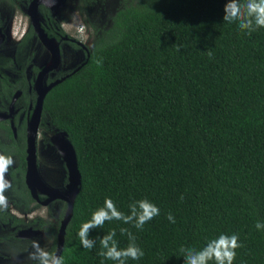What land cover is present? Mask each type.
<instances>
[{"label": "trees", "instance_id": "trees-1", "mask_svg": "<svg viewBox=\"0 0 264 264\" xmlns=\"http://www.w3.org/2000/svg\"><path fill=\"white\" fill-rule=\"evenodd\" d=\"M119 2L105 15L102 0H78L90 46L76 66L48 78L63 77L41 100L39 128L66 133L80 176L59 255L65 264H116L98 254L99 240L114 229L124 248L127 228L144 252L127 264H184L180 248L198 250L222 233L239 236L233 264H264V229L255 228L264 223V28L248 35L223 21L227 0ZM9 87L0 82V99ZM24 121L16 137L0 121V152L15 161L5 196L23 212L34 201L23 180ZM105 198L125 214L146 198L160 213L142 231L106 221L85 249L78 231ZM54 203L56 228H43L53 235L65 209ZM42 224L2 210L0 241L22 244L14 232Z\"/></svg>", "mask_w": 264, "mask_h": 264}, {"label": "flooded vegetation", "instance_id": "flooded-vegetation-1", "mask_svg": "<svg viewBox=\"0 0 264 264\" xmlns=\"http://www.w3.org/2000/svg\"><path fill=\"white\" fill-rule=\"evenodd\" d=\"M59 2L60 0H53L52 2L49 0H0V82L3 80L8 81L10 85L9 89L11 91V94L7 100L0 99V121H6L12 136L16 137V132L22 119L25 120V149L27 123L34 109L37 96L36 83L39 85L47 84L48 78L54 77V75L58 73L66 72L76 66L75 64L64 69L58 64L59 53L63 44H67L72 48H79L81 49V52L84 50V47L68 37L60 26V21L56 17L55 13L56 8L60 5ZM16 14H23L27 17L26 26L19 32H17L18 27L16 28L15 31L18 34L13 32L15 27L12 24ZM52 28L53 33L50 32ZM59 32H61V34ZM14 33H16L15 35L17 36H13ZM41 38L47 39L46 44L41 40ZM70 43H74L77 45V47L71 46ZM41 52L42 54H46V56H43ZM34 94L35 101H33ZM38 127L39 126L37 125V128ZM5 142L6 135L0 128V143ZM23 180L27 186L25 182V172L23 175ZM29 183L32 187L33 194L28 186L27 188L29 189L34 201L29 205L28 211L23 212L17 210L8 200V203L12 206V208L20 213H28L32 210L36 203L45 205L51 203L56 205V203H54L56 198L44 202L47 199L45 192L56 194L65 189L63 187L51 188L47 186L40 178L39 180L29 179ZM64 191L65 190L62 192ZM7 211L14 217L20 218L23 222H28L29 219H32L29 218L28 220L24 221L22 217L11 213L8 210V207ZM40 220L43 222L41 228L34 229L40 230L41 233L35 236L49 233L43 229L48 227V220ZM22 229L25 228L17 229L14 232V236L16 238L24 240L34 237V235L25 236V233L19 234V231ZM0 231H2L1 228ZM7 244L9 246H15L16 244L20 245L11 241L5 242V246H3L2 241H0V251L3 247H7Z\"/></svg>", "mask_w": 264, "mask_h": 264}, {"label": "clouds", "instance_id": "clouds-1", "mask_svg": "<svg viewBox=\"0 0 264 264\" xmlns=\"http://www.w3.org/2000/svg\"><path fill=\"white\" fill-rule=\"evenodd\" d=\"M223 21L228 23H238L240 30L251 35L258 28H264V0H227L224 5ZM211 56V52L208 53ZM99 63V62H98ZM11 155L0 152V211L7 209L8 199L5 192L11 188V182L6 178L8 169L14 164ZM181 199L183 197L181 196ZM159 208L148 199H140L129 205V213L117 209L111 198H105L103 206L97 208L91 218L82 223L78 231L80 243L85 249L91 250L95 247L96 241L90 238L92 229L103 227L106 221L117 220L124 224H131L137 230H143L146 223L158 216ZM171 223H175L172 213L167 215ZM257 230L264 229V223L257 221ZM120 233L126 234L128 244L121 248L115 239L116 231L110 230L99 240L101 251L100 256L116 264H127L129 259L140 260L144 256L143 250L137 245L136 237L127 228H121ZM242 247L239 243L238 234H220L216 238L210 239L206 245L200 249L180 248L181 256L184 257V264H233L236 258V249ZM32 251L28 259L35 264H65L64 257L56 252L49 251L42 247L38 240L31 242Z\"/></svg>", "mask_w": 264, "mask_h": 264}, {"label": "rangeland", "instance_id": "rangeland-1", "mask_svg": "<svg viewBox=\"0 0 264 264\" xmlns=\"http://www.w3.org/2000/svg\"><path fill=\"white\" fill-rule=\"evenodd\" d=\"M120 0H102L101 13L114 10L116 6L120 4ZM78 0H64L56 8V17L60 21V26L68 37L82 45L84 49L90 46L91 27L88 25L89 18L80 12L78 6ZM15 21V22H14ZM13 26L15 27L13 32L21 31L27 23V17L23 14H16L14 18ZM16 32V33H17ZM16 33L13 34V36ZM18 34V33H17ZM42 54V52H41ZM46 56V54H42ZM83 58V52L81 49L72 48L67 44H63L58 58V64L62 68H68L80 62ZM52 135L49 129L41 130L39 127L35 136V166L40 179L51 188H61L67 183V170L62 157L58 150L50 143L49 139ZM51 202V201H50ZM50 208L53 213L58 212V207L55 204H40L32 208L28 213H20L16 211L8 203V210L24 219L39 217L40 219L48 220V223L56 228V222L58 219L55 216H49L47 209ZM2 231H0V234ZM38 240L40 245L47 250L54 252L56 243V234L45 233L43 235L34 236L29 239H24L20 245L3 247L0 251V264H17L19 262H29V253L32 251L31 242Z\"/></svg>", "mask_w": 264, "mask_h": 264}, {"label": "water", "instance_id": "water-1", "mask_svg": "<svg viewBox=\"0 0 264 264\" xmlns=\"http://www.w3.org/2000/svg\"><path fill=\"white\" fill-rule=\"evenodd\" d=\"M63 0H60V4ZM41 40L46 44L47 39L46 38H41ZM63 77L59 79H55L51 81L48 84H43L39 85L36 83V101L34 105V109L32 111V114L30 116V119L27 123V136H26V171H25V182L28 186V188L31 190L32 194V187L29 183V179H37L39 180V175L37 173V169L35 166V153H34V143H35V136H36V131H37V125L39 122V114L41 110V100L42 96L45 93L47 89H49L52 85L56 84L59 82ZM59 141L61 144L60 147L56 146L54 143V140ZM50 141L54 145V147L58 150L60 156L62 157L66 170H67V183L64 185L63 190H66L62 192L63 190L60 191L59 194H52L45 192L47 195V199L44 202H47L49 200H52L54 198L56 199H61L65 202V209L62 215V218L59 221V226L56 232V243H55V249L54 252L59 255L61 248H62V243H63V233H64V227L71 215V208H72V203L74 196L78 190V185L80 181V176L79 172L76 167V162H75V154L74 150L72 148V145L70 144L69 140L66 137V133L64 131L56 130L55 132L52 133L50 136ZM63 148V149H61ZM63 153L64 156H63ZM20 233H25V236H32V235H37L40 234L41 231L38 229H33L31 227H27L25 229H22L19 231Z\"/></svg>", "mask_w": 264, "mask_h": 264}, {"label": "bare ground", "instance_id": "bare-ground-1", "mask_svg": "<svg viewBox=\"0 0 264 264\" xmlns=\"http://www.w3.org/2000/svg\"><path fill=\"white\" fill-rule=\"evenodd\" d=\"M50 2H52L53 0H49ZM54 143H55V145L56 146H58V147H60L61 146V144L59 143V141H57L56 139L54 140ZM61 149H63V148H61ZM64 154L65 153H63V156H64ZM66 191V190H65ZM65 193V192H64ZM56 194H59V193H56Z\"/></svg>", "mask_w": 264, "mask_h": 264}]
</instances>
